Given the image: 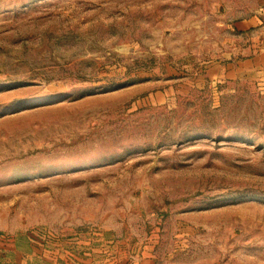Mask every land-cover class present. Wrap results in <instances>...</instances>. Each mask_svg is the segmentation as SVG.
I'll return each instance as SVG.
<instances>
[{"label":"rangeland","instance_id":"rangeland-1","mask_svg":"<svg viewBox=\"0 0 264 264\" xmlns=\"http://www.w3.org/2000/svg\"><path fill=\"white\" fill-rule=\"evenodd\" d=\"M264 0H0V264H264Z\"/></svg>","mask_w":264,"mask_h":264},{"label":"crops","instance_id":"crops-1","mask_svg":"<svg viewBox=\"0 0 264 264\" xmlns=\"http://www.w3.org/2000/svg\"><path fill=\"white\" fill-rule=\"evenodd\" d=\"M264 66V50L256 56L245 58L237 65L230 63L227 67L219 62L211 64L207 70L209 76L212 77H242L254 76L259 72V69Z\"/></svg>","mask_w":264,"mask_h":264}]
</instances>
